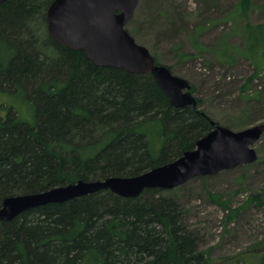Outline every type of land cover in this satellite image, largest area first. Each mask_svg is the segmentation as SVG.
<instances>
[{
	"label": "trees",
	"instance_id": "16d2710c",
	"mask_svg": "<svg viewBox=\"0 0 264 264\" xmlns=\"http://www.w3.org/2000/svg\"><path fill=\"white\" fill-rule=\"evenodd\" d=\"M53 1L0 3V91L34 113L28 121L9 108L0 118V208L11 195L141 174L215 127L201 108L172 105L151 73L98 65L56 40L47 21ZM247 33L259 75L264 23ZM199 240L163 189L138 197L104 189L0 220V264H209Z\"/></svg>",
	"mask_w": 264,
	"mask_h": 264
},
{
	"label": "rangeland",
	"instance_id": "374dc122",
	"mask_svg": "<svg viewBox=\"0 0 264 264\" xmlns=\"http://www.w3.org/2000/svg\"><path fill=\"white\" fill-rule=\"evenodd\" d=\"M245 2L140 0L127 24L157 63L195 85L202 110L235 131L264 123V69L257 75L247 33L264 23V0ZM259 59L264 66V55ZM9 108L34 119L26 100L0 91V118ZM254 148L255 162L163 189L181 204L209 264H264V134Z\"/></svg>",
	"mask_w": 264,
	"mask_h": 264
},
{
	"label": "water",
	"instance_id": "95a60500",
	"mask_svg": "<svg viewBox=\"0 0 264 264\" xmlns=\"http://www.w3.org/2000/svg\"><path fill=\"white\" fill-rule=\"evenodd\" d=\"M5 0H0V3ZM140 0H54L47 9L49 33L62 44L85 51L98 65L129 72L151 73L176 107L192 106L204 113L190 81L169 66L157 63L150 49L138 43L127 28ZM215 128L196 147L177 159L133 176H110L55 186L45 191L11 195L0 208V220L22 211L59 203L110 189L123 197H138L146 188L171 189L200 175L216 174L258 159L254 144L264 134V123L235 131L211 119Z\"/></svg>",
	"mask_w": 264,
	"mask_h": 264
}]
</instances>
